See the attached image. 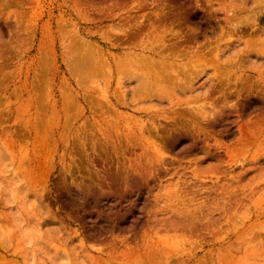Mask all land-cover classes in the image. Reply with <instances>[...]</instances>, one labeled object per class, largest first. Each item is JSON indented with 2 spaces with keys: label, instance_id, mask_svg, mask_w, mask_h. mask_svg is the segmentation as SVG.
Masks as SVG:
<instances>
[{
  "label": "rangeland",
  "instance_id": "1",
  "mask_svg": "<svg viewBox=\"0 0 264 264\" xmlns=\"http://www.w3.org/2000/svg\"><path fill=\"white\" fill-rule=\"evenodd\" d=\"M64 1L58 17L55 0H0V170L4 172L0 182L5 185L0 199L23 182L17 189L21 196L17 207L0 209L15 215V223L5 225L23 223L38 230L35 251L43 264H59L66 257L73 264H137L136 256L139 264H180L189 257L190 264H204L209 250L230 248L238 240H263L264 103L243 115L236 95L223 100L208 84L197 92L181 93L187 70H181V57L174 58L171 72L174 90L160 103L142 97L140 83L145 79L139 73L70 72L68 50L75 40L73 27L82 23L74 15L81 3L71 4L74 14L69 16ZM57 18L61 30L56 28ZM109 25L113 23L105 24ZM251 31L261 33L254 40L262 43L263 54L264 25L251 23L235 50L244 48ZM261 65L264 60L252 57L241 69L247 72L224 74L225 79L232 77L228 90L263 93ZM186 81L197 88L206 77ZM194 94H205L206 99L190 107H228L224 112L231 115L225 128L210 130L205 122L182 117L181 102ZM122 100L125 105L116 106ZM53 107L61 118L50 125L54 130L49 133L43 122L55 117ZM191 123L193 129H183ZM24 124L38 128V134ZM181 130L189 131L190 138L181 139ZM177 132L173 146L166 145L165 140ZM128 142L139 146V155L165 160L160 162V175L148 185L123 173L99 183L87 155L99 152L103 166L114 172ZM31 150L40 154L41 161L28 169L20 160ZM222 190L229 197L220 198ZM209 204L211 220L218 221L213 231L197 220L208 213ZM16 234L11 244L14 248L22 244L23 256L17 262L25 264L31 252ZM140 240L138 249L135 244ZM241 257L238 254L237 260Z\"/></svg>",
  "mask_w": 264,
  "mask_h": 264
},
{
  "label": "bare ground",
  "instance_id": "2",
  "mask_svg": "<svg viewBox=\"0 0 264 264\" xmlns=\"http://www.w3.org/2000/svg\"><path fill=\"white\" fill-rule=\"evenodd\" d=\"M55 1L59 17L62 0ZM110 1H64L70 8L69 16L74 14L71 11V4L81 3L78 4L80 8L74 15L82 23H77L75 28L73 27L75 40L68 50V55L72 58L70 72L81 75H91L102 71L108 74L113 71L124 74L125 72L139 73L140 78L145 79L140 83L142 97L160 103L167 99L168 94L174 90L170 87V84L174 86L171 72L177 62L174 58L181 57V67H183L181 70L184 72V68H187L182 75L185 79L181 80V93L186 90L191 93L197 92L198 89H203L208 84L216 92L222 94L223 100L236 95V102L239 108H242L240 112L243 115L256 111V105H263L264 92L249 91L243 94V88L230 92L228 88L232 77L225 79L224 74L231 71L247 72L246 69H241L252 57L256 60H264V53L260 54L262 43L254 40L261 37L260 32L254 35L251 31V38L245 42L244 48L235 50L240 45L241 36L247 34L250 23L254 27L264 25V0H115L113 4H109ZM229 8L236 9L235 15L227 14L226 10ZM109 23L113 25L105 26ZM233 25H239V27L234 28ZM56 28L61 30L58 18ZM102 29L105 30L100 32ZM112 52L118 53L121 58L119 60L112 58ZM210 71L212 74H209ZM192 77L195 80L206 77V81L195 88L186 81L187 78ZM237 80L235 79L234 82ZM119 84H123V81ZM182 84L186 85V88ZM205 99V94H194L189 100L181 102V107H185L181 112L182 117L191 116V122L193 120L205 122L210 130L225 128L226 121L231 115L230 112H224L228 107L222 106L219 110L214 105L210 107L199 105L197 109L190 107L191 104L196 105ZM123 105H125L123 100L116 104V106ZM56 109L55 107L51 109L56 118L49 116L43 122L45 130L49 133L54 130L50 125L56 123L57 118H61L59 117L60 112ZM206 114L210 115L202 116ZM24 125L27 130L30 129L35 135L38 134V128L35 127L34 130L31 126ZM185 126L193 129L195 124H184L183 129L187 130ZM185 130H181V139L190 135V132ZM179 134L177 132L168 137L165 140L166 145L172 147ZM186 141L188 143L187 139ZM192 141L195 142L193 139ZM139 150V146L131 142L122 147L123 161L122 164L115 163L114 172L103 166L99 152H93L87 155L89 167H92L99 183L106 176L123 173L130 180L139 179L143 185H148L160 175V169L165 160H156V156L150 154L149 157L144 153L139 155ZM40 161V154H37L35 150L25 153L20 160L28 169L38 167ZM226 197H229L227 191L222 190L220 198ZM6 200L7 198L0 199V209L8 208ZM226 207L225 203L224 211ZM206 208L208 213L197 220L202 226L211 228L213 231L218 221L211 220L212 205L209 204ZM7 222L15 223V215L8 216L0 213V226L7 227L5 225ZM227 227L229 228V224ZM248 235L254 236L252 233ZM261 239L263 240L257 241L259 243L247 240L243 243L242 240H238L239 242L230 248L209 250L204 255L206 258L204 264H264V236ZM142 243L143 241L140 240L135 245L139 249ZM21 245L18 243L14 248L12 244L6 242L0 246V264H19L17 259L23 256L19 252L23 248ZM162 252L163 255L168 254ZM238 254H242L240 260H237ZM161 261L166 263L163 257ZM191 261V257L187 260L181 259L180 264H190ZM138 262H141V259L136 256V263L139 264Z\"/></svg>",
  "mask_w": 264,
  "mask_h": 264
},
{
  "label": "clouds",
  "instance_id": "3",
  "mask_svg": "<svg viewBox=\"0 0 264 264\" xmlns=\"http://www.w3.org/2000/svg\"><path fill=\"white\" fill-rule=\"evenodd\" d=\"M228 15H235L236 9L229 8L226 10ZM233 27H239V25H233ZM254 63H256L254 61ZM264 66V65H261ZM4 175L3 170H0V177ZM23 182H18V184L7 190V200L6 206L10 209L16 208L18 201L21 199L19 192L17 191L20 184ZM5 191V185L0 182V194ZM19 234L20 239L23 242V246L26 250L31 252V256L29 259L25 260V264H42V260L36 254V246L38 243L39 232L37 229L26 226L23 223H17L15 227H4L0 226V246L4 245L6 242L12 243L13 234ZM59 264H73V261L70 258H65L59 262Z\"/></svg>",
  "mask_w": 264,
  "mask_h": 264
}]
</instances>
